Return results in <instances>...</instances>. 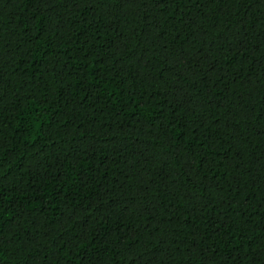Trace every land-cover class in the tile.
<instances>
[{"label":"trees","instance_id":"1","mask_svg":"<svg viewBox=\"0 0 264 264\" xmlns=\"http://www.w3.org/2000/svg\"><path fill=\"white\" fill-rule=\"evenodd\" d=\"M0 264H264V0H0Z\"/></svg>","mask_w":264,"mask_h":264}]
</instances>
